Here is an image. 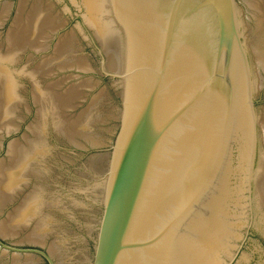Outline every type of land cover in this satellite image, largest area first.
I'll use <instances>...</instances> for the list:
<instances>
[{
	"label": "water",
	"instance_id": "95a60500",
	"mask_svg": "<svg viewBox=\"0 0 264 264\" xmlns=\"http://www.w3.org/2000/svg\"><path fill=\"white\" fill-rule=\"evenodd\" d=\"M0 156L69 264H264V0H0Z\"/></svg>",
	"mask_w": 264,
	"mask_h": 264
}]
</instances>
